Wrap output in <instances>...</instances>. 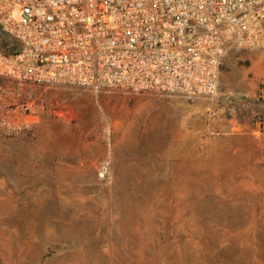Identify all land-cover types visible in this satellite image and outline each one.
Returning <instances> with one entry per match:
<instances>
[{"label": "rangeland", "instance_id": "1", "mask_svg": "<svg viewBox=\"0 0 264 264\" xmlns=\"http://www.w3.org/2000/svg\"><path fill=\"white\" fill-rule=\"evenodd\" d=\"M0 88L38 105L0 113V264H264V47L213 96Z\"/></svg>", "mask_w": 264, "mask_h": 264}, {"label": "built area", "instance_id": "2", "mask_svg": "<svg viewBox=\"0 0 264 264\" xmlns=\"http://www.w3.org/2000/svg\"><path fill=\"white\" fill-rule=\"evenodd\" d=\"M0 79L93 91L213 96L231 49L264 47V0H0ZM38 105L0 88L5 126L18 131ZM257 134L264 148V121Z\"/></svg>", "mask_w": 264, "mask_h": 264}, {"label": "trees", "instance_id": "3", "mask_svg": "<svg viewBox=\"0 0 264 264\" xmlns=\"http://www.w3.org/2000/svg\"><path fill=\"white\" fill-rule=\"evenodd\" d=\"M2 33V31L0 30ZM5 36V39H3V42L1 43V51L0 53L6 55V56H13L18 54L19 52V46L18 44L8 36H6L4 33H2Z\"/></svg>", "mask_w": 264, "mask_h": 264}]
</instances>
